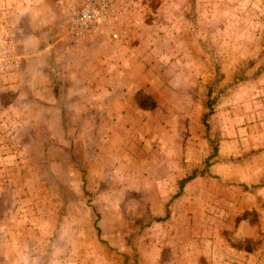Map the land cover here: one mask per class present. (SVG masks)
<instances>
[{
    "label": "rangeland",
    "instance_id": "374dc122",
    "mask_svg": "<svg viewBox=\"0 0 264 264\" xmlns=\"http://www.w3.org/2000/svg\"><path fill=\"white\" fill-rule=\"evenodd\" d=\"M149 3L153 13L145 19L149 24L141 27L145 34L140 52H148L144 57L148 59L146 78L156 85L154 96L165 103L166 126L162 131L167 134V142L173 148L181 137L183 174L190 176L188 180L202 176L194 188L188 185V196L198 187L204 199L215 196V200L225 204L229 199L228 206L237 207L239 214L227 223L245 226L228 227L223 235L238 244H249L250 240L264 244V228L255 227L264 224V212L257 211L255 196L264 168V0ZM56 9L59 18L62 9L59 5ZM3 23L0 22V37L11 40L9 52L14 56L10 65L19 61V56L12 29ZM2 63L0 58V66ZM9 65L0 67V73L12 71ZM18 103L24 104L22 115L30 116L31 111L37 110L40 134L31 139L30 124L24 118L21 124L15 125V120L2 124L0 225L6 223L7 231L0 229V264H11L8 255L14 250L13 244L1 241L4 234L8 240L18 239L15 248L22 247L23 252L37 255L40 262L44 260L43 264L48 256L62 257L63 247L67 248L63 244L72 242L84 243L87 254L108 256L105 264H144L150 243L144 239L150 235L143 229L148 214L138 215L143 200L136 196L141 192H136L133 199L127 197L133 194L131 191L114 192L111 183L97 186L96 178L89 176L85 168L82 173L76 168L77 172H73L69 152L57 145L48 150L46 166L41 156L45 141L50 140L42 114L49 108L42 100L34 104L36 109H31L27 102ZM75 116L71 121H83ZM31 142L37 145L32 153L24 148ZM165 153L172 156L174 149ZM175 154L178 158V150ZM55 178L59 183H54ZM206 184L210 195L203 194L208 191L203 189ZM104 193V198L99 196ZM116 193L119 198L114 197ZM259 194L264 205V191ZM183 205L185 202L178 204ZM15 224L18 226L14 227ZM151 228L154 239L168 232L163 226ZM35 233L41 234V239L31 242ZM173 236L172 231L169 237ZM47 239L48 245L43 246ZM80 249L82 253V244Z\"/></svg>",
    "mask_w": 264,
    "mask_h": 264
},
{
    "label": "crops",
    "instance_id": "0c3cea01",
    "mask_svg": "<svg viewBox=\"0 0 264 264\" xmlns=\"http://www.w3.org/2000/svg\"><path fill=\"white\" fill-rule=\"evenodd\" d=\"M58 5L62 9L59 18ZM65 9L66 0H0V22L11 27L19 56V61L15 59L9 65L12 71L0 73V132L3 123L15 120L17 125L24 118L30 124L32 137L38 136L39 113L36 110L31 111L30 116L22 115L24 104L18 102H27L31 109H36L34 104L42 100L49 108L45 115L42 114L50 140L44 151L48 152L51 145H57L69 152V166L74 168V173L77 172L75 168L80 173L85 168L89 176L96 178L97 186L111 183L114 192L131 191L133 194L128 198L143 200L138 215L148 214L143 229L150 235L144 240L150 243L142 263L264 264L263 243L250 240L249 244L247 241L238 244L223 235L228 227L242 229L245 226L227 223L233 215L239 214L237 207L228 206L229 199L227 204L215 200V196L204 199L198 187L188 196V185L194 188L201 175L196 176V180L187 179L181 187L179 185L180 179L185 177L182 172V139L178 137L181 142L177 146L174 138L173 148L167 142V134L162 131L166 126L165 103L154 96L156 85L146 78L148 59L144 57L148 52L142 55L139 47L145 34L141 27L149 21L144 20L128 40H112L107 33H100L94 39L76 42L62 35L61 25L67 16ZM56 85L60 88L57 92ZM8 96H11L9 101ZM75 115L83 121H71ZM33 147L37 145L32 142L24 146L26 150H33ZM173 149L172 156L165 153ZM48 161L46 157V166H49ZM88 173L84 176L87 177ZM262 173L255 187L259 212H264L262 195L259 194L264 191V168ZM75 186L72 185L77 188ZM203 189L208 190L203 194H211L208 184ZM77 190L79 192V188ZM80 191L85 193L81 188ZM136 192L141 195L135 198ZM106 195L99 196L104 198ZM110 198L113 197L110 195ZM180 202L185 205L179 207ZM96 225L100 232V225ZM5 226L6 223L0 225V229L6 230ZM158 226L168 232L164 237L160 234L154 239L150 230ZM255 227L263 229L264 224H255ZM172 231L174 236L171 239ZM1 237L4 244H13L14 250L8 255L9 263L43 264L44 260L40 262L37 255L23 252L22 247L15 248L18 239L8 240L6 234ZM40 237L41 234L35 233L30 241H40ZM98 242L103 243L102 240ZM46 243L43 246L48 245V239ZM83 244L65 243L63 246L67 248L62 246V257L48 256L45 263L107 262L108 256L85 253L86 245Z\"/></svg>",
    "mask_w": 264,
    "mask_h": 264
},
{
    "label": "built area",
    "instance_id": "2783aa9c",
    "mask_svg": "<svg viewBox=\"0 0 264 264\" xmlns=\"http://www.w3.org/2000/svg\"><path fill=\"white\" fill-rule=\"evenodd\" d=\"M62 35L76 42L107 33L112 40H128L135 35L152 8L149 0H67ZM11 40L0 37L1 68L14 57L10 54Z\"/></svg>",
    "mask_w": 264,
    "mask_h": 264
},
{
    "label": "trees",
    "instance_id": "16d2710c",
    "mask_svg": "<svg viewBox=\"0 0 264 264\" xmlns=\"http://www.w3.org/2000/svg\"><path fill=\"white\" fill-rule=\"evenodd\" d=\"M59 78V77H58ZM57 79V78H56ZM55 90H56V92L57 91H59L60 90V88H59V86L58 85H56L55 86ZM58 94V93H57ZM30 138H32V136L30 137ZM49 142V141H48ZM45 144L47 145V141H45ZM30 151H31V153H32V150H31V148H30ZM42 160H43V162L46 160V157H47V152L46 151H43V154H42ZM190 176H185V177H182L181 179H180V187L185 183V181L189 178ZM58 182V180H56V178H55V180H54V183H57ZM59 183V182H58ZM99 232V231H98Z\"/></svg>",
    "mask_w": 264,
    "mask_h": 264
}]
</instances>
